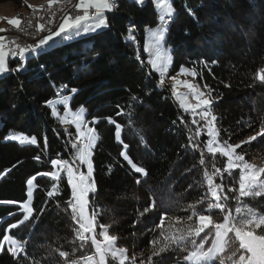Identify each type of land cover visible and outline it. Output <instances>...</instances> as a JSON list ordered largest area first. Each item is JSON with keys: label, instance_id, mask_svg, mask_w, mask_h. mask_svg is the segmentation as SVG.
I'll return each instance as SVG.
<instances>
[{"label": "trees", "instance_id": "1", "mask_svg": "<svg viewBox=\"0 0 264 264\" xmlns=\"http://www.w3.org/2000/svg\"><path fill=\"white\" fill-rule=\"evenodd\" d=\"M4 1L22 4V0H0ZM114 3L113 10L105 13L106 27L54 36L23 61L9 57V70L0 75V239L7 233L26 242L25 251L17 256L5 244L0 264H65L60 251L70 254L68 260L94 251L90 244L81 250L80 242L74 240L66 176L62 174L58 192L49 198L47 191L55 181L37 175L55 170L50 161L57 154L69 159L73 151V137L65 129L75 134L74 126L62 124L46 105L57 98L63 85L67 89L60 95L70 97L71 107L86 110L85 119L98 135L92 156L96 190L89 194L99 213L98 223L110 225L109 233L119 238L117 246L127 248L129 257L135 255L137 264L151 254L153 239L160 238L157 226L161 217H165V233L179 235L170 226V218L189 215L188 206L205 194L200 151L189 146V135L196 127L191 114L184 112L172 95L167 74L160 86V74L147 63L144 44L147 29L159 24L156 6L152 0ZM170 3L174 14L165 36L173 56L170 72L180 64L196 70L199 83L213 90L212 113L218 118L221 138L232 144L248 140L264 123V81L258 79L264 68V0ZM130 35L134 41L129 40ZM63 108L57 105L59 113ZM121 109L123 114L117 115ZM108 117L121 125L120 141ZM94 119L98 122L91 123ZM14 135L35 137L37 143H20L11 138ZM196 139L203 143L207 136L201 134ZM124 145L132 162L143 167L146 175L136 173L120 155ZM237 152L264 166V136L242 144ZM205 159L211 170L213 158L205 154ZM215 159L216 166L222 168L225 158ZM238 175L237 170L233 179ZM33 176L34 212L27 221L9 229L23 220L19 205L27 200V180ZM224 182H230L227 174ZM244 202L264 212V196L245 198ZM229 206L234 207L235 202L230 201ZM201 207L207 205L198 206L197 211ZM145 208L149 211L144 212ZM211 214L220 216L218 211ZM187 223L185 220L180 227ZM208 246L210 241L205 250ZM188 247L191 250L192 245ZM74 249L76 255H72ZM183 255L186 253L179 249L164 252L153 257V264H178ZM109 264L115 262L109 260Z\"/></svg>", "mask_w": 264, "mask_h": 264}, {"label": "snow or ice", "instance_id": "2", "mask_svg": "<svg viewBox=\"0 0 264 264\" xmlns=\"http://www.w3.org/2000/svg\"><path fill=\"white\" fill-rule=\"evenodd\" d=\"M54 2H59V0H49V6ZM155 6L160 12L159 24L156 28L147 29L148 35L144 48L151 55L147 63L160 74V86H163L165 75L171 64L169 50L164 47L165 36L174 9L170 0H156ZM75 7L81 9L82 14L66 16L59 24L57 31L49 32L35 46L21 47L15 41H7L4 35H0V74L9 70L7 65L9 57L13 59L19 57L21 60H25L29 55L40 51L41 47L47 45L54 36L79 35L81 30L91 32L106 27L107 20L104 14L106 11L113 10L115 3L114 0H79ZM9 23L18 28L21 21L16 18L10 19ZM43 27L44 25H39L41 30ZM5 31L7 30L0 29V32ZM129 31L132 30L129 29ZM129 40L134 41L135 38L130 35ZM9 43L15 44V48H9ZM141 63L144 64L143 61ZM181 75L195 77L198 73L194 69L181 66L178 76ZM178 76L171 77L173 81L172 95L178 101L180 108L191 114V123L196 126L194 133L189 135V146L200 151L199 164L204 166L203 181L206 190L199 201L188 206V209L191 210L189 215L170 218V226L174 227L175 232L180 233L179 235L166 234L163 230L165 217H161V222L157 226L161 229L160 238L153 239L151 254L145 259H141L139 264H153L154 256L176 249L186 253L183 255L182 261L178 260V264H213L215 260H219L220 264H264V212H259L244 202L245 198L264 196V166L249 162L243 154L237 152L242 144L249 143L258 136H264V123H262L260 131L249 137L248 140L236 144L229 143V140L221 138V129L216 124L218 118L212 113L214 101L211 94L213 90L207 84L201 88L189 80L179 79ZM258 79L264 81V68L259 70ZM181 86L187 91H179ZM65 89H67V85L61 86L57 90V98L46 101V105L52 108V114L57 116L62 124L74 125L75 134L65 129L66 134L73 137L70 141L73 151L69 159L60 158V155L57 154V158L50 161L55 170L37 173V175L47 176L55 181L52 190L47 191L49 198L58 192L62 174L66 176L67 184L71 189V197L66 203L71 209V217L75 225L74 240L80 242L81 250L90 244L94 251L71 260L67 259L70 255L68 252L60 251L59 255L65 258V264H109V260L114 261L115 264H127L129 260L131 264H137L135 255L129 257L127 248L117 246L119 238L109 233L110 225L98 223L99 213L92 207L89 200V194L96 190L92 156L98 135L86 121V110L83 107L76 111H71L68 108L70 97L60 95V92ZM76 91L75 88L71 89L73 93ZM57 105L64 106L65 115L58 114ZM121 114H123L122 109L117 115ZM107 119L109 123L115 124V136L117 141H120L121 125L116 124L111 117ZM96 122L98 120L94 119L91 123ZM201 134L207 136L203 143L196 139ZM11 138L20 143H37L35 137L14 135ZM141 140L143 141V137ZM124 148L125 151L120 153L123 159L136 173L146 175L145 169L138 167L127 155V145H124ZM205 154L213 158L211 170L207 167ZM217 156L225 158L222 168L216 166L215 158ZM36 159L39 160V157ZM85 167L86 171L83 170ZM237 170L238 178L233 179V173ZM225 174L228 175L230 181L227 184L224 182ZM35 179L36 176H33L27 180V200L19 205L20 210L24 213L23 220L10 225L9 229L16 228L18 224H22L32 216L34 209L31 207V203ZM230 201L235 202L234 207L229 206ZM205 204L207 207H201L197 211L198 206ZM40 211L42 213L44 209L42 208ZM147 211L149 209L145 208L144 212ZM214 211H218L220 216L214 218L211 214ZM185 220L188 222L187 227L181 228L180 225L184 224ZM97 228H99V232ZM202 233L204 236H201ZM197 238L200 239L197 240ZM209 241L210 246L205 250V245ZM5 244L8 245L7 250L13 256L25 251L26 242L22 243L7 233L0 239V251L3 250ZM189 244L192 245L191 250H189ZM72 255H76V249L73 250ZM222 255L224 259H221Z\"/></svg>", "mask_w": 264, "mask_h": 264}, {"label": "built area", "instance_id": "3", "mask_svg": "<svg viewBox=\"0 0 264 264\" xmlns=\"http://www.w3.org/2000/svg\"><path fill=\"white\" fill-rule=\"evenodd\" d=\"M77 1L59 0L50 10H43V4L41 6L28 7L24 11V16L19 17L20 26L17 28L14 25H10L9 29H7V36H5L7 41H15L21 47L36 45L40 38L45 37L49 32H54L66 16H75L82 13V10L75 7ZM41 24L44 25L42 30L39 28ZM8 47L15 48V44L9 43Z\"/></svg>", "mask_w": 264, "mask_h": 264}, {"label": "rangeland", "instance_id": "4", "mask_svg": "<svg viewBox=\"0 0 264 264\" xmlns=\"http://www.w3.org/2000/svg\"><path fill=\"white\" fill-rule=\"evenodd\" d=\"M62 1V0H61ZM66 1V0H64ZM138 1H143V0H138ZM154 2V4L156 5V0H152ZM54 3H57V2H54ZM53 3V4H54ZM79 3V0L77 1V4ZM34 4H38V5H35V6H40L41 4H46V5H49V0H22V4L21 5H16L14 4L12 1H4V2H0V29H6L7 27H9L11 24L9 23V20L10 19H16V18H19L20 15H22L25 11V9L27 7H33ZM52 4V5H53ZM157 9V8H156ZM27 10V9H26ZM81 10V9H79ZM106 13V12H105ZM105 15V14H104ZM157 15H158V18H159V15H160V12L158 11L157 9ZM20 19V18H19ZM58 30V28H57ZM4 33V32H3ZM0 35H2V32H0ZM148 35V34H147ZM147 35H146V40H145V43L147 41ZM164 47L166 49L169 50V54L171 56V64L169 65L168 67V72L166 73V80L171 84H173V81L171 79V77L173 76H178V73H179V70L181 68V66L185 67V68H188V69H193L185 64H180L179 68L174 70V71H171L170 72V68L172 67V63H173V56L171 55V52H170V48L168 46H166L164 44ZM145 50V48H144ZM147 54H148V60L151 58V55L145 51ZM23 61V60H21ZM8 65V63H7ZM8 69H9V65H8ZM155 71V70H154ZM156 72V71H155ZM158 73V72H157ZM1 75V74H0ZM179 79H186V80H189L190 82H193L195 84H198L201 88H203V86L199 83V80H197L196 76L195 77H192V76H186V75H181V76H178ZM172 88V87H171ZM179 91L181 92H186L187 89L183 88L182 86L178 89ZM176 99V98H175ZM178 102V101H177ZM68 108L71 110V111H76L78 110L79 108H73L69 105L68 103ZM57 112L60 116H63L65 115V108L62 109L61 113H59V109H57ZM74 126V125H73ZM75 128V127H74ZM76 130V129H75Z\"/></svg>", "mask_w": 264, "mask_h": 264}, {"label": "bare ground", "instance_id": "5", "mask_svg": "<svg viewBox=\"0 0 264 264\" xmlns=\"http://www.w3.org/2000/svg\"><path fill=\"white\" fill-rule=\"evenodd\" d=\"M66 1H68V0H66ZM55 4H57V3H54V4L51 5V6L46 5V4H43V10H50L51 7L54 6ZM40 6H41V5H40ZM79 14H82V13H79ZM22 16H24V13H23L22 15H20L19 17H22ZM9 27H10V26H9ZM9 27H7L6 30L9 29ZM2 35L7 36V31H5L4 33L2 32ZM40 39H42V38H40ZM40 39H39V40H40ZM38 43H39V41H37V44H38ZM37 44H36V45H37ZM32 46H35V45H32Z\"/></svg>", "mask_w": 264, "mask_h": 264}, {"label": "crops", "instance_id": "6", "mask_svg": "<svg viewBox=\"0 0 264 264\" xmlns=\"http://www.w3.org/2000/svg\"><path fill=\"white\" fill-rule=\"evenodd\" d=\"M62 1H64V0H62ZM35 5H38V4H34L33 6H35ZM31 7H32V6H31ZM27 8H28V7H27ZM27 8H26V9H27ZM26 9H25V10H26Z\"/></svg>", "mask_w": 264, "mask_h": 264}]
</instances>
